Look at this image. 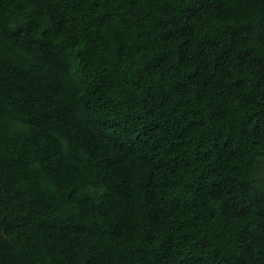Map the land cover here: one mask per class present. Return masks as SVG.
I'll return each instance as SVG.
<instances>
[{"label": "trees", "instance_id": "obj_1", "mask_svg": "<svg viewBox=\"0 0 264 264\" xmlns=\"http://www.w3.org/2000/svg\"><path fill=\"white\" fill-rule=\"evenodd\" d=\"M0 264H264V0H0Z\"/></svg>", "mask_w": 264, "mask_h": 264}]
</instances>
